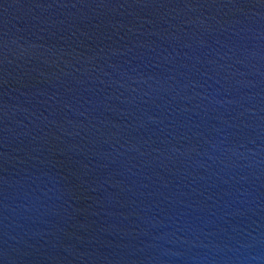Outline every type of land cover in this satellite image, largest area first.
Here are the masks:
<instances>
[{
	"label": "water",
	"instance_id": "water-1",
	"mask_svg": "<svg viewBox=\"0 0 264 264\" xmlns=\"http://www.w3.org/2000/svg\"><path fill=\"white\" fill-rule=\"evenodd\" d=\"M0 264H264V0H0Z\"/></svg>",
	"mask_w": 264,
	"mask_h": 264
}]
</instances>
